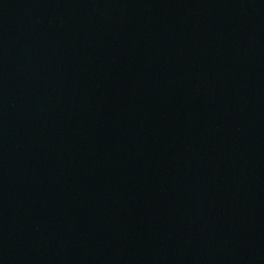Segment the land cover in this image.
Instances as JSON below:
<instances>
[{"label": "water", "instance_id": "1", "mask_svg": "<svg viewBox=\"0 0 264 264\" xmlns=\"http://www.w3.org/2000/svg\"><path fill=\"white\" fill-rule=\"evenodd\" d=\"M0 264H264V0H0Z\"/></svg>", "mask_w": 264, "mask_h": 264}]
</instances>
